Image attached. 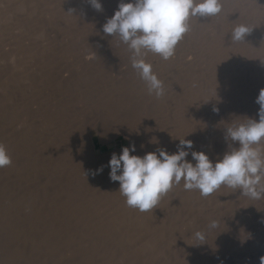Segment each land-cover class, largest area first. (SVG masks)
Instances as JSON below:
<instances>
[{
	"label": "rangeland",
	"instance_id": "374dc122",
	"mask_svg": "<svg viewBox=\"0 0 264 264\" xmlns=\"http://www.w3.org/2000/svg\"><path fill=\"white\" fill-rule=\"evenodd\" d=\"M5 1L6 0H4V2ZM0 3L2 4V5H0L1 6L0 8H2V10L7 7V5L5 3H3L2 0H0ZM221 4H222V2H221ZM223 4H224V6H222V10H224V8H225L224 11L226 12V10H227L228 11L227 13L229 15L230 10H228V9H229L230 5L226 3V5L228 6V7H226L225 3H223ZM4 6H6V7H4ZM221 13H222V11L219 14H221ZM248 17H249V14H248ZM217 18H218V16H217ZM216 24L219 25V23H215V25ZM228 27L231 29H229ZM227 28H228V30H231V31L233 30L232 25H230V24L227 26ZM8 32H9V30H8ZM8 32L7 33L5 32L8 35H6L5 33L4 34L6 36L3 35V36H5V38L3 36L0 37V39H1L0 40V47H2L4 44H7V45L3 46L2 48H0V50L2 49V52H0V54H1L0 55V67H2L0 69V74H1V76L3 75V77H2L3 80H2V78H0L1 83L3 84L1 86L3 89L0 88L1 89L0 92L5 94L6 92L9 91L8 93L10 96H8V93L5 95H2L3 99L6 98V100H3L1 98L2 93H0V98H1L0 104L1 103H2L1 105L5 104L3 106V108H4L3 115H1L3 121L6 120L7 117L9 120H6L3 122L1 119V116H0V121H1L0 126H3L0 128L4 129V130L0 129V131H2V133H3V131H5L4 132L5 134L4 133L2 134L1 132L0 133L2 135V138L4 136H6V137H4L5 139H3V140L6 142L5 147L8 151V154H10L12 163H11V165H9L7 167L2 168V169H6V170L0 169V170H2V171H0V174H2V172L5 174V176L0 175V179H2V181H0L1 182L0 183L1 184L0 185V188H1L0 189V211H1L0 212V264H36V263L39 264L41 261L42 262H46V261L47 262H52V261L53 262H57V261L59 262L60 260H58V259L62 260L64 258V257H61V256H63V255H61V254H63V252L64 253H66L67 251L69 252V249L71 250L72 247H75V248H72L73 250L77 249V248H81L85 244L83 243V246H82V244H81L82 242L78 241V240H74V241H65L64 240L66 243L64 242V244H61V243H63V241H62L63 238L59 237L58 239L54 240V241H56L55 244L57 243L56 246L53 244L54 241L51 244L52 246L58 247L59 249H57V248L52 249V246L49 247L50 246L49 244H47V246L44 245L46 249L48 248L50 250V248H51L50 251H52L51 253L53 255L51 253L48 254L49 250H45L46 251L45 253H47V254H45L44 256H42V255L39 256V254L37 252L39 249V246H40L39 244H41L40 242H38L40 240V238L38 237L39 236L38 233H40L39 231H47L48 229L49 230H54V229L55 230H66V229H69L70 231H73V230L77 231L78 229H80L79 232H81V231L89 232L92 229L94 230V227H96V228L102 227L103 229L107 228V230H109L112 227V226L110 227V225L113 223V221L115 222V224L118 225V228L120 227L121 229H124L126 227V229H128L127 228V227H129L128 223L130 222V224H132L131 223L132 220H129V222L127 220L135 217L134 215H137V213L138 214L141 213L139 210L135 211L136 209L132 208V210L134 212H136V214H134V212H132V210L130 208H127L128 206H126V207L123 206L124 204H126V202L124 200L125 197L121 193H119L117 196L112 197V199L114 198V200H115V202H114V200L112 202H114L115 204L114 203L112 204L109 200L104 201V200H106L105 198H107V193H108V195H109V193H111L110 189H111L112 183H114V182H112L110 180V178L108 176L109 174L105 172V170H107V172H108L107 165H105V167L103 168L102 176L100 174H99V176H98V174L97 175L93 174L96 172V169H98L102 165L101 163H100V165L97 163H94L96 161L93 162V159H95L96 156L103 155L104 152L110 153L115 148H122L124 146H128L132 142L133 143L135 142L134 143L135 146H136V144L138 145L136 147V152L133 153V154L137 155V154H139V150L141 151L142 149H144L148 145H152L151 142L155 141L152 137H156V136L158 138H160V137L162 138L165 135H167L166 139L170 140L169 138H170V135L172 133V136H179V139H181L182 136H183L182 137L183 139H188L189 138L188 131L181 128L178 124L184 122L183 117L181 118L180 115L183 114L182 112L187 110V108L189 107V103H191L192 101L190 98L189 99L185 98V95L182 96L184 93H181V92H183V91L188 92L189 89H193V88H195L196 85H199L201 83L200 79L203 76V74L201 72H204L205 70H201V69H203V67L198 66L199 61L197 60V58H195L197 62L194 61L195 60L194 57L192 55H190V53H188L189 50L187 47L185 48V46L184 47L182 46V47L187 49V50L183 49L180 46L175 47L174 55L167 60L162 59L157 54H153V53L149 52L151 54L148 53L146 55V57H145L146 61L150 62L152 64L153 71L158 75V78L160 80H162L163 83H165L164 84L165 95L159 99L158 98L156 99V97L154 95L148 94L146 83L140 78L139 74L136 73L137 71L132 67V65H131L132 51L129 50V48H127V47H126L127 49H124L126 52L122 49H121L122 51H119L120 50V44H117L119 47L117 45H114V47L115 46L118 47L116 49V47L114 48L113 46L108 45L109 44L108 41H105L108 43L107 44L108 46L106 44H105L106 46L104 45L105 42L103 43L104 48L103 47L102 48L105 49L103 52L101 50H98V51H101L99 53H96L97 51L96 52L93 51L94 53L91 52V53H89V55L87 53H85V54L79 53L80 55L83 54L82 56H79V54L76 53L77 55L73 54L74 56L70 55V57L63 56L60 53L59 54L53 53L52 55L47 54V55H43L44 57H41V56L36 57L35 59L38 58L37 60H30L29 63L27 62L28 64H23V66H22L23 70L22 69L20 70L21 67H19V68L14 67L15 61L11 56H9L12 52L10 47L15 46V45H13V43H11L12 46L9 45L10 42L12 41L10 39L15 35V32H14V34L11 33L10 36H9ZM10 32H12V31H10ZM231 33L232 32H230V34ZM2 38H3V40H2ZM3 49L6 52H4ZM110 49H112V50H110ZM232 50H234V51H232V53L235 52L233 54L235 56L237 53L235 51V48H233ZM179 51H181V52H179ZM126 53H127V55H129L131 57L127 56ZM178 53L183 54V56H181V55L179 56ZM49 55H50V57H49ZM232 56H230L228 59L230 60L231 58H234V56L233 57ZM2 57L3 58L5 57V59H3ZM45 57L48 58V61L45 59ZM88 57H90V59ZM128 57H129V59H128ZM185 57H187V58H185ZM63 58H64V60H63ZM40 59H43V61H45V60L46 61L41 63ZM92 59H94L95 61H93ZM189 59H191V60H189ZM61 60H63V61H61ZM75 60H77V61H75ZM35 61H37V62H35ZM51 61H53V62H51ZM113 61H116V62L114 63ZM97 62H99V64ZM35 63H37V64H35ZM86 63H88V64H86ZM173 63H174V65H173ZM97 64H98V66H97ZM196 65L199 68L196 67ZM216 65H217V63H216ZM9 68H11L13 70L16 69V70L15 71H12L11 69L8 70ZM214 69L218 73L217 67L214 66L213 71H214ZM200 70H201V72H199ZM8 71H10V73ZM180 73H181V75H180ZM195 73L196 74L198 73L199 75L195 76V78H192L191 76L196 75ZM217 73H215L216 74V76H215L214 72H212V75L214 76V78L217 77V75H218ZM20 74H22V77ZM177 74H179L180 76ZM18 75H20V76H18ZM219 75H218V77H219ZM12 77H13V79H14V77L16 79L12 80L11 79ZM32 77H33L34 81H33ZM88 77H89V79H88ZM198 77L200 79H197ZM4 78L6 79V81H4ZM222 79H224V76H222ZM7 80H8V82H7ZM10 80H12V81H10ZM19 80H21V81H19ZM78 80L81 81V83ZM83 80L87 81V82L85 83ZM217 80H219V78H217ZM17 81H19L21 84H19V83H17L18 85L15 84ZM32 81H33V83H32ZM69 82H71V83H69ZM1 83H0V85H1ZM7 83L9 84V86ZM72 83H74V84H72ZM5 84H6L7 88L4 86ZM71 84H72V86H71ZM190 85H193V86H190ZM186 90H188V91H186ZM217 90L220 91V89H217ZM216 91H215V93H216ZM219 91L217 92L218 96L221 93ZM106 93L108 94V97H107ZM217 93H216V95H217ZM4 96H6V97L4 98ZM114 98H115V100H114ZM60 99H61V101H60ZM62 100H63V102H62ZM192 100H193V98H192ZM170 101H173V102H170ZM70 102H72V103H70ZM108 102H109V104H108ZM9 103H11V104H9ZM79 104H80V106H79ZM158 104H160V106L162 105V107H160ZM186 104H188L187 107L185 106ZM109 106L112 107V109H110ZM128 106H129V108H128ZM182 107L185 109H183ZM106 108L108 110V113H107ZM177 108H179V109H177ZM57 109H58V111H57ZM99 109H100V111H99ZM117 110H118V112H117ZM128 110H130V112ZM257 110H259V109H257ZM157 111H158V113H157ZM4 112H5V114H4ZM7 112H8V115H7ZM80 112H82V113H80ZM97 112H98V114H97ZM110 112H111V115L114 114L113 115L114 117L109 115ZM136 112L138 113V115H135V114H137ZM116 113H117V116L115 115ZM99 114L102 115L103 118H101L102 116H99ZM140 114H141V116L142 115L143 116L139 119ZM144 114H146V115H144ZM43 115L45 117H47V116L48 117L45 118ZM81 115H83V116H81ZM93 115H95V116H93ZM106 115H108V116L106 117ZM123 115H124L125 119L122 118ZM74 116L77 118H75ZM115 116L118 118L117 120H116ZM137 116H139V117H137ZM144 116L147 117V118L145 117L146 121H142V118ZM178 116H180V117H178ZM82 117L84 119H82ZM93 117H95V119ZM131 117H132V120H129V118L131 119ZM135 117H137V119ZM17 118H18V121L15 120ZM119 118H120V121L121 120L122 121L125 120V121H123V122L121 121L122 122L121 123L119 121ZM145 118H143V120H145ZM178 118H179V120H178ZM112 119L115 121H113ZM78 120H79V122H76ZM83 120H85V121H83ZM181 120H183V121H181ZM185 120H187V122H188V118H186ZM98 121L101 123L102 130H104L106 128L114 129L115 124L117 126V123L119 124V122H120L121 123L120 125L124 128L126 127L125 129H127V131L129 129L131 130V132H129L130 130L128 131V134H131L133 137H135V138L137 137V138L134 139L130 135L133 138V141H131L130 136L128 134H126L127 131L125 133L118 134L114 140H109L106 142H105V140L104 141L102 140V137L100 135L95 136L96 149H93L91 147H89V148L86 147L88 149H86L85 152L87 151L88 152L87 154L90 155V157L87 156V158L85 159L84 157H86V155L85 154H84L85 156H83V154L81 155V152H83L84 149H83V151H81L80 148L82 149V147H79L77 142H74V140L77 138V136L79 137V133L84 134V132H82L83 130L85 131V134L80 135V137L85 136L87 134L86 129L92 127L93 125L97 126L98 124H100V123H98ZM52 122H53V124H52ZM104 122H105V124H104L105 126H103ZM159 122H161V123H159ZM167 122H168V125L166 124ZM109 123H113L112 126ZM164 123H165V125H164ZM43 124H44V126H43ZM130 124H132V125H130ZM136 124L138 126H136ZM147 124H149V125H147ZM175 124L178 125L177 129L176 128L172 129L173 127L169 129V127H171L172 125L175 126ZM6 126H7V128H6ZM64 126H65V128H64ZM101 126H100V128H101ZM160 126L164 127V129H165L164 131L168 130V132H166L165 135L162 131L163 128H161ZM165 126H168V129H166L167 127L165 128ZM71 127H75V128L71 129ZM159 129H160V131H159ZM108 130L106 129V130H104V132L106 134H108V132H109ZM146 131H148V132L146 133ZM157 131H159L160 134ZM161 132L163 135H161ZM169 132H170V134H167ZM18 134H19V136H18ZM71 134H72V136H71ZM143 134H144V137H142ZM147 138H149V139H147ZM61 139H63V140H61ZM68 139L69 140L71 139L72 141L71 140L69 141ZM150 139L154 140V141H151ZM155 139H157V138H155ZM166 139H164V140H166ZM140 140H141V142H139ZM148 140H150V142H149L150 144L145 143V141L148 142ZM158 140H160V139H158ZM12 141L13 142L15 141L16 143H13ZM178 141H180V140H178ZM65 143H66V145H65ZM74 143H75V145H74ZM170 143L173 145L178 144L177 141H175V143L174 142H170ZM66 148H67V150H65ZM52 151H54V152H52ZM71 155H73V156H71ZM93 155H95V156H93ZM91 156L94 158H92ZM90 158H92V159H90ZM86 160H87L88 164H86ZM191 160H193V159H190V161ZM16 161H17V163H16ZM192 162L194 163V160ZM15 164H17L19 166L15 167ZM70 167L73 169H71ZM9 170H11V171H9ZM92 170H94V171H92ZM57 171H59V172H57ZM23 172H25V173H23ZM87 172L89 174H93L92 177L97 176L99 178L98 181L99 180L100 181L98 182L96 179L94 180V177H93V179L87 178V179H85L86 181L84 180L85 182L82 181L83 183L82 182L80 183V180H82V179H80L81 176L82 175L87 176V174H86ZM89 174H88V176H89ZM15 176L17 177V179ZM2 177H4V178H2ZM6 177L9 180L8 179L6 180ZM89 177H91V175ZM105 178H107V179H105ZM89 180H90V182H89ZM108 180H110V182H108ZM6 181H7V183H6ZM20 181H22V182H20ZM107 184H109V186ZM28 186H29V188H28ZM77 186H79V189L76 188ZM75 188H76V190H74ZM108 188H109V190H108ZM118 188L119 187H117V189ZM71 191H72V193H71ZM77 191H79V192L77 193ZM118 191H119V189H118ZM196 191L197 190H193V191L192 190H186L185 191V189L183 187V181L181 182V184H179L177 189L175 188V190H174L173 188H171L167 194H165L161 197L160 201L162 200L161 201L162 203L159 201L158 203L160 205L158 204L159 206L155 207L156 210L154 209L151 212L155 218L145 219L147 221L146 223H148V226L146 225V226H143L142 228L143 229H148V228L151 229L153 225H155V227L153 226V228H157V225H160L159 218L161 217V219H162L164 216L163 219H165V215L166 216L169 215L168 216L169 219L166 218V220H164V221H166L167 225L169 223L172 225L171 229H169V230H174V229L175 230L176 229H178V230L182 229L183 230L185 228L189 229L190 226H189V221L187 220V218L195 215L197 213V210H198V204L196 205V202H195L196 199L195 198H197L196 196H198L199 191H197V192ZM29 192H31V194ZM100 192H102V193H100ZM177 192H178V194H177ZM183 192H185V193L183 194ZM187 192H188V194L189 193L190 194L188 195ZM101 194H102V196H101ZM72 196H74V198ZM11 199L12 200L15 199V200L12 201ZM184 201H188V202H184ZM88 202H90V203H88ZM93 202H95V203H93ZM163 202H164V204H163ZM192 202H193L194 209L191 206ZM207 202L209 203L210 201L206 200V205H208ZM117 203H119V204H117ZM185 203H187V206ZM247 203H245L243 207L242 206H238V208L235 207L234 213L229 214V215L226 214L227 217H225V220H227L229 227L227 226V228H224L226 231L224 229H222L221 227H219L221 229V230H219L221 232V234L218 231L220 236L217 233V230H212L211 231L212 233L210 234L211 236H209L207 238L209 243L206 240V244L209 245L206 247L207 250L206 249L204 250L205 253H201V254L197 253L196 254L198 256L199 255L202 256L205 254V256H207L209 258L215 257L216 262H189V263L184 262V263H186V264H261V262H260L261 258L264 257V198H260V199H253V198L250 199L249 198V201H247ZM83 205H85V207L87 206V208L94 205L93 206L94 208H98V209L101 208L102 210H101V212H99L100 211V209H99V211H98L99 213L97 214V217L92 218L93 219L92 220L90 218L91 216H89V218H87V215H89L87 213H89L92 210V208L90 207L89 209H91V210L88 211L89 209L84 208ZM167 205L169 206V208ZM253 206H255V207H253ZM102 207H104V208H102ZM121 208H124L123 209L124 211L123 210L121 211ZM125 208L130 209V211H128V210L126 211ZM112 210H114V211H112ZM125 213H127V214H125ZM3 214H4V216H3ZM58 214H60V215H58ZM103 214H105V215H103ZM120 215L122 217L124 215H126V217H123L126 219H121ZM129 215L130 216L133 215V217H130ZM179 215L180 216L182 215L181 217H183V215H184V217H187V216L188 217L186 219H184V218L175 219L176 216L180 217ZM237 216H239V218H241L242 220L240 219L241 220L240 221L237 218ZM85 217L87 218V220ZM113 217L115 218L116 221L113 219ZM117 218H119V219L117 220ZM58 219H59V221H58ZM182 219H184V220H182ZM228 219H229V221H228ZM148 221H150V222H148ZM185 221H187V222H185ZM229 222H230V224H229ZM121 223L124 225H121ZM149 223H152V225L150 224L151 226H149ZM77 224H79V225H77ZM101 224H104V226L103 225L101 226ZM61 226H62V228H61ZM86 226H87V228H86ZM144 227H148V228H144ZM246 228H247V230H246ZM243 229H244V232L242 231ZM86 230H89V231H86ZM215 231H216V233H213ZM37 238H39V239H37ZM61 238H62V240H59ZM242 239H243V241H242ZM58 240H59V244H61L60 247H59V244L57 242ZM60 241H62V242H60ZM96 242H95L96 244L99 243V241H97V240H96ZM242 242H244V243H242ZM102 243L107 244L108 242H102ZM36 244H38V246H36ZM68 244L70 245L69 248H65V247H68ZM76 244H77V247H76ZM78 244L81 246L78 247ZM106 244H104V245H106ZM159 244H161V243H159ZM62 245H64L63 250H62ZM71 245H73V246H71ZM107 245H111V244L108 243ZM163 245H166V244H163ZM163 245H162V247H163ZM42 246H43V244H42ZM87 247H91V245L86 244L83 248H87ZM181 248H183V247H181V246L176 247V249L179 252L182 250ZM66 249H67V251H66ZM54 252L59 253L58 259H56L58 257L57 253H54ZM60 252H61V254H60ZM70 252H72V250ZM91 252H93V254L95 253L94 255L90 253L91 256L94 257L96 255L95 256L96 258L95 257L91 258L90 254L88 257H90L93 261H96L97 260L96 252H94V251H91ZM16 253H18V254L16 255ZM12 254H13V257L11 256ZM7 255H8V257H7ZM33 258L35 259V261ZM41 258H43V259L40 260ZM262 259H264V258H262ZM73 262H75V261H73ZM168 263L169 264H184L183 262H168Z\"/></svg>",
	"mask_w": 264,
	"mask_h": 264
},
{
	"label": "bare ground",
	"instance_id": "6f19581e",
	"mask_svg": "<svg viewBox=\"0 0 264 264\" xmlns=\"http://www.w3.org/2000/svg\"><path fill=\"white\" fill-rule=\"evenodd\" d=\"M3 3H5L7 5L4 6L6 7L5 9L2 10V8H0V37H2L3 35H5L8 30H9V36L10 34H14L15 35L10 39L12 40L10 42L9 45L12 46L11 43H13V45H15L13 48H11V54L9 56H11L14 61H15V68H20V70L23 68V64H28L30 62V60H37L35 59L38 56L44 57L43 55H47V54H62L63 56H67L70 57V55L72 56L73 54L77 55V54H85L87 53L89 55V53L93 52V51H97L96 53L99 52H103L105 49H103V43L105 41H108L109 44L107 42L104 43V45L108 44L114 47V45L120 44V50L122 51L124 49H127L128 46L126 44H124L120 38L118 36H111V35H106L103 33L102 30V26L104 25V23H106V20L110 17H112L114 15V12L117 10L118 8V4L121 2V0H100L101 4H102V11H97L95 10L89 3V0H6L4 2V0H2ZM124 2H129V0H124ZM220 2L229 4V9L230 10V14L228 15V11L226 10V12L224 10H222L221 14H217V16H212V17H207V18H198V17H191L188 21V31L183 35L182 39L178 42L177 46L180 47H187L188 48V53H190V55H192L195 58H197V60L199 61V65L200 67H203V69L201 70H205L204 72H201V70L199 72H201L203 74V78L201 77V79L198 77L197 79L201 80V83L199 85H196L195 88L193 89H189L186 90L188 92H181L184 93L182 96L185 95V98H190L191 99V103H189V107L187 108V110H185L184 112H182L183 114L180 115L181 118L183 117L184 122L178 124L181 128L185 129L188 131L189 133V138L187 140H191L193 142V148L191 150H189V153H191V151H203L205 152L209 158L215 162L217 159L222 158L223 154L229 150L228 145L231 144L233 147H239L238 143H233L231 140H225V135H226V131L227 128L229 127H234L236 125H239L241 123H247L248 122V118H252L255 120H259V116H258V110L259 109V105L255 102L257 96L259 95V91L264 88V0H220ZM2 3V2H1ZM0 3V5H2ZM221 4V5H222ZM224 6V4L222 5ZM1 7V6H0ZM226 7H228L226 5ZM246 7V8H245ZM246 9V10H245ZM249 14V17H248ZM220 16V17H219ZM216 21V22H215ZM215 23H219L215 25ZM232 25V28L234 29L237 25L240 24H244L246 25L251 32L246 34L244 40L241 41H233L231 39V34L230 32H232L231 30H228L227 26L228 25ZM217 28H216V27ZM231 29V28H229ZM12 31V32H10ZM230 31V32H229ZM6 32V33H5ZM5 33V34H4ZM8 35V34H6ZM5 35V36H6ZM5 36H3L5 38ZM9 39V38H8ZM1 40V39H0ZM3 40V38H2ZM14 40V41H13ZM2 42V41H1ZM7 44H4L3 46H5ZM105 45V46H106ZM107 45V46H108ZM2 46V47H3ZM118 46V45H117ZM116 47V49L119 47ZM0 47V48H2ZM103 47V48H102ZM114 47V48H115ZM127 47V48H126ZM182 47V48H183ZM183 48V49H185ZM233 48H235V51L237 52L236 55L234 56L233 54L235 52L232 53ZM5 49V48H4ZM3 49V51H4ZM8 49V48H7ZM103 49V50H102ZM107 49V48H106ZM115 49V50H116ZM122 49V50H121ZM101 50V51H98ZM112 50V49H110ZM130 50V49H129ZM187 50V49H185ZM125 51V50H124ZM123 51V52H124ZM0 52H2V49L0 50ZM6 52V51H4ZM112 52V51H111ZM126 52V51H125ZM181 52V51H179ZM187 52V51H186ZM77 53V54H76ZM94 53V52H93ZM79 56H82L80 55ZM120 54V53H119ZM122 54V53H121ZM151 54V53H149ZM179 54V53H178ZM231 54V55H230ZM1 55V54H0ZM5 55V54H4ZM61 55V56H62ZM98 55V54H97ZM127 55V53H126ZM183 56V54H179V56ZM234 56V58H231L230 60L228 59L230 56ZM7 56V55H6ZM8 56V57H9ZM59 56V55H58ZM60 56V57H61ZM62 56V57H63ZM74 56V55H73ZM115 56V55H114ZM119 56V55H118ZM123 56V55H122ZM129 56V55H127ZM178 56V55H177ZM232 56V57H233ZM10 57V58H11ZM50 57V55H49ZM54 57V56H53ZM85 57V56H84ZM93 57V56H92ZM131 57V56H129ZM128 57V59H129ZM3 58V57H2ZM9 58V59H10ZM75 58V57H74ZM90 59V57H88ZM98 58V57H97ZM106 58V57H105ZM120 58V57H119ZM126 58V57H125ZM187 58V57H185ZM5 59V57L3 58ZM45 59L48 61V58L45 57ZM61 59V58H60ZM83 59V58H82ZM87 59V58H86ZM193 59V58H192ZM193 59V60H194ZM28 60V61H27ZM45 60V61H46ZM51 60V59H50ZM53 60V59H52ZM59 60V59H58ZM64 60V58H63ZM61 60V61H63ZM69 60V59H68ZM93 61H95L94 59H92ZM99 60V59H98ZM108 60V59H107ZM150 60V59H149ZM191 60V59H189ZM41 63L45 62L43 61V59H40ZM77 61V60H75ZM104 61V60H103ZM196 61V59L194 60ZM26 62V63H25ZM28 62V63H27ZM37 62V61H35ZM53 62V61H51ZM55 62V61H54ZM87 62V61H86ZM108 62V61H107ZM114 63L116 61H113ZM175 62V61H174ZM197 62V61H196ZM34 63V62H33ZM62 63V62H61ZM99 64V62H97ZM104 63V62H103ZM159 63V62H158ZM190 63V62H189ZM217 63V65H216ZM37 64V63H35ZM39 64V63H38ZM55 64V63H54ZM88 64V63H86ZM97 64V66H98ZM109 64V63H108ZM176 64V63H175ZM198 64V63H197ZM32 65V64H31ZM41 65V64H40ZM44 65V64H43ZM102 65V64H101ZM111 65V64H110ZM174 65V63H173ZM48 66V65H47ZM92 66V65H91ZM90 66V67H91ZM100 66V65H99ZM103 66V65H102ZM190 66V65H189ZM196 65V67H198ZM217 67L218 69V73L216 72V70L213 68ZM6 67V66H5ZM38 67V66H37ZM42 67V66H41ZM2 67H0L1 69ZM75 68V67H74ZM180 68V67H179ZM183 68V67H182ZM199 68V67H198ZM11 68H9L8 70H10ZM116 69V68H115ZM6 70V69H5ZM12 71H15L13 69H11ZM19 70V69H18ZM23 70V69H22ZM70 70V69H69ZM121 70V69H120ZM194 71V70H193ZM10 73V71H8ZM20 72V71H19ZM179 72V71H178ZM197 72V71H196ZM212 72H214V75L216 76L215 73H217L219 75H217L216 78H214V76L212 75ZM220 72V73H219ZM13 73V72H12ZM100 73V72H99ZM137 73V72H136ZM177 73V72H176ZM6 74V73H5ZM4 74V75H5ZM24 74V73H23ZM121 74V73H120ZM196 74V73H195ZM10 75V74H9ZM8 75V76H9ZM22 77V74H20ZM18 75V76H20ZM107 75V74H106ZM179 75V74H177ZM181 75V73H180ZM179 75V76H180ZM199 74L197 73L194 76H191L192 78H195V76H198ZM11 76V75H10ZM100 76V75H99ZM222 76H224V79H222ZM3 75L1 76L0 74V78H2ZM5 77V76H4ZM17 77V76H16ZM110 77V76H109ZM108 77V78H109ZM6 78V77H5ZM4 78V81H6V79ZM111 78V77H110ZM191 78V79H192ZM217 78H219V80H217ZM8 79V78H7ZM10 79V78H9ZM12 80L16 79L14 77L11 78ZM20 79V78H19ZM33 79V77H32ZM86 79V78H85ZM89 79V77H88ZM120 79V78H119ZM3 80V78H2ZM10 80V81H12ZM26 80V79H25ZM116 80V79H115ZM123 80V79H122ZM217 80V81H216ZM21 81V80H19ZM19 81H17L15 84L19 83L21 84ZM34 81V79H33ZM32 81V83H33ZM72 81V80H71ZM77 81V80H76ZM79 81V80H78ZM84 81V80H83ZM165 81V80H164ZM8 82V80H7ZM81 83V81H79ZM85 83L87 81H84ZM89 82V81H88ZM106 82V81H105ZM181 82V81H180ZM1 83V80H0ZM71 83V82H69ZM111 83V82H110ZM119 83V82H118ZM8 84V83H7ZM74 84V83H72ZM71 84V86H72ZM165 84V83H164ZM167 84V83H166ZM3 84L1 83L0 88L3 89L1 86ZM18 85V84H17ZM81 85V84H80ZM83 85V84H82ZM6 88V84L4 85ZM9 86V84H8ZM29 86V85H28ZM189 86V85H188ZM187 86V87H188ZM193 86V85H190ZM4 87V88H5ZM11 87V86H10ZM23 87V86H22ZM75 87V86H74ZM77 87V86H76ZM24 88V87H23ZM0 89V91H1ZM18 89V88H17ZM75 89V88H74ZM94 89V88H93ZM217 89H220L217 90ZM5 90V89H4ZM12 90V89H11ZM15 90V89H14ZM67 90V89H66ZM136 90V89H135ZM217 90V91H216ZM219 91L221 92L218 96V93L216 95V93ZM9 92V91H8ZM8 92H6L5 94H7ZM18 92V91H17ZM50 92V91H49ZM69 92V91H68ZM76 92V91H75ZM80 92V91H79ZM107 92V91H106ZM2 93V92H0ZM16 93V92H15ZM5 94H1V98L3 97L2 95ZM107 94V93H106ZM7 96V95H6ZM4 96V98L6 97ZM8 96L9 93H8ZM7 96V97H8ZM83 96V95H82ZM89 96V95H88ZM79 97V96H78ZM94 97V96H93ZM108 97V94H107ZM173 97V96H172ZM0 98V99H1ZM177 98V97H176ZM193 98V100H192ZM3 99V98H2ZM59 99V98H58ZM103 99V98H102ZM105 99V98H104ZM157 99V98H156ZM184 99V98H183ZM3 100H6L3 99ZM113 100V99H112ZM115 100V98H114ZM57 101V100H56ZM61 101V99H60ZM71 101V100H70ZM79 101V100H78ZM63 102V100H62ZM82 102V101H81ZM173 102V101H170ZM177 102V101H176ZM5 103V102H4ZM72 103V102H70ZM84 103V102H83ZM111 103V102H110ZM161 103V102H160ZM2 104V103H1ZM0 104V116L3 115V111L4 108L3 106L5 105H1ZM8 104V103H7ZM6 104V105H7ZM11 104V103H9ZM68 104V103H67ZM94 104V103H93ZM109 104V102H108ZM114 104V103H113ZM136 104V103H135ZM164 104V103H163ZM13 105V104H12ZM87 105V104H86ZM111 105V104H110ZM133 105V104H132ZM142 105V104H141ZM160 106V104H158ZM188 104H186L185 106L187 107ZM30 106V105H29ZM80 106V104H79ZM146 106V105H145ZM155 106V105H154ZM165 106V105H164ZM163 106V107H164ZM85 107V106H84ZM102 107V106H101ZM100 107V108H101ZM162 107V105L160 106ZM168 107V106H167ZM45 108V107H44ZM110 109H112V107L109 106ZM108 108V109H109ZM129 108V106H128ZM131 108V107H130ZM135 108V107H134ZM137 108V107H136ZM148 108V107H147ZM159 108V107H158ZM166 108V107H165ZM169 108V107H168ZM176 108V107H175ZM183 108V107H182ZM9 109V108H8ZM17 109V108H16ZM116 109V108H115ZM138 109V108H137ZM136 109V110H137ZM140 109V108H139ZM162 109V108H161ZM179 109V108H177ZM185 109V108H183ZM12 110V109H11ZM51 110V109H50ZM74 110V109H73ZM107 110V108H106ZM159 110V109H158ZM182 110V109H181ZM15 111V110H14ZM22 111V110H21ZM41 111V110H40ZM39 111V112H40ZM44 111V110H43ZM58 111V109H57ZM82 111V110H81ZM100 111V109H99ZM127 111V110H126ZM130 112V110H128ZM139 111V110H138ZM162 111V110H161ZM176 111V110H175ZM74 112V111H73ZM93 112V111H92ZM112 112V111H111ZM111 112L109 113V115H111ZM114 112V111H113ZM118 112V110H117ZM120 112V111H119ZM132 112V111H131ZM171 112V111H170ZM169 112V113H170ZM18 113V112H17ZM60 113V112H59ZM64 113V112H63ZM68 113V112H67ZM82 113V112H80ZM96 113V112H95ZM108 113V110H107ZM137 113V112H136ZM158 113V111H157ZM162 113V112H161ZM5 114V112H4ZM15 114V113H14ZM13 114V115H14ZM47 114V113H46ZM69 114V113H68ZM98 114V112H97ZM131 114V113H130ZM134 114V113H133ZM132 114V115H133ZM8 115V112H7ZM11 115V114H10ZM55 115V114H54ZM59 115V114H58ZM65 115V114H64ZM75 115V114H74ZM114 114H112L111 116H113ZM117 116V113L115 114ZM126 115V114H125ZM129 115V114H128ZM135 115H138L135 114ZM146 115V114H144ZM151 115V114H150ZM12 116V115H11ZM15 116V115H14ZM21 116V115H20ZM42 116V115H41ZM44 116V115H43ZM60 116V115H59ZM72 116V115H71ZM83 116V115H81ZM95 116V115H93ZM99 116H102L99 114ZM105 116V115H104ZM108 115H106L107 117ZM115 116L116 120L118 119ZM143 116V115H142ZM140 114L139 119L142 117ZM178 116V117H180ZM45 117V116H44ZM48 117V116H47ZM45 117V118H47ZM61 117V116H60ZM75 117V116H74ZM110 117V116H109ZM114 117V116H113ZM112 117V118H113ZM137 117H135L137 119ZM146 116H144L143 118H145ZM154 117V116H153ZM174 117V116H173ZM177 117V116H176ZM77 118V117H75ZM74 118V119H75ZM95 119V117H93ZM103 118V116L101 117ZM114 118V119H115ZM124 115H123V117ZM142 121H146L145 120ZM186 118H188V122L187 120H185ZM2 119V116H1ZM65 119V118H64ZM79 119V118H78ZM82 119H84L82 117ZM110 119V118H109ZM108 119V120H109ZM149 119V118H148ZM177 119V118H176ZM6 120H9L8 117ZM4 120V121H6ZM18 121V118L15 119ZM73 120V119H72ZM77 120V119H76ZM113 120V119H112ZM111 120V121H112ZM129 120H132L129 118ZM179 120V118H178ZM181 120V121H183ZM3 121V119H2ZM3 121V122H4ZM45 121V120H44ZM65 121V120H64ZM85 121V120H83ZM101 121V120H100ZM103 121V120H102ZM110 121V122H111ZM115 121V120H113ZM112 121V122H113ZM120 121V118H119ZM122 121V120H121ZM120 121V122H121ZM125 121V120H123ZM122 121V122H123ZM128 121V120H127ZM126 121V122H127ZM54 122V121H53ZM52 122V124H53ZM76 122H79L76 121ZM97 122V121H96ZM117 123V126L115 124V128L114 129H109L106 128L109 132L108 134H106L104 132V130H102V126L101 123L98 121L97 126H92L90 128L86 129V135L80 137V135H84L85 131L83 130L82 132H84V134H80L79 133V137L77 136V138L74 140V142H77L79 147H82V149L80 148L81 151V155L83 154V156L86 155V157H84L85 159L87 158V156L90 157V155H88L87 151L85 152L86 149H88L89 147L96 149V142H95V136L100 135L102 137V140L105 142L109 141V140H114L115 137L120 134V133H125L127 131V129H125L124 127H122L120 124ZM133 122V121H132ZM164 122V121H163ZM177 122V121H176ZM1 123V121H0ZM7 123V122H6ZM9 123V122H8ZM59 123V122H58ZM62 123V122H61ZM83 123V122H82ZM87 123V122H86ZM115 123V122H114ZM143 123V122H142ZM147 123V122H146ZM161 123V122H159ZM173 123V122H172ZM13 124V123H12ZM49 124V123H48ZM85 124V123H84ZM105 122L103 123V126ZM111 126L113 123H109ZM128 124V123H127ZM141 124V123H140ZM168 125V122L166 123ZM15 125V124H14ZM108 125V124H107ZM119 125V126H118ZM132 125V124H130ZM149 125V124H147ZM165 125V123H164ZM163 125V126H164ZM175 124L172 125L170 128L172 129H177V126ZM11 126V125H10ZM44 126V124H43ZM85 126V125H84ZM90 126V125H89ZM101 126V128H100ZM136 126H138L136 124ZM140 126V125H139ZM3 127V126H0ZM20 127V126H19ZM57 127V126H56ZM128 127V126H127ZM161 127V126H160ZM167 127V128H166ZM7 128V126H6ZM65 128V126H64ZM75 127H71V129H73ZM79 128V127H78ZM158 128V127H157ZM163 128V133L165 135L167 131H164V127ZM166 129H168V126H165ZM3 129V128H0ZM18 129V128H17ZM52 129V128H51ZM54 129V128H53ZM135 129V128H134ZM149 129V128H148ZM147 129V130H148ZM4 130V129H3ZM55 130V129H54ZM70 130V129H69ZM130 130V129H129ZM128 130V131H129ZM138 130V129H137ZM142 130V129H141ZM146 130V129H145ZM79 131V130H78ZM112 131V132H111ZM124 131V132H123ZM128 131L126 132V134H128ZM160 131V129H159ZM157 131L159 134L160 132ZM170 131V130H169ZM2 133V131H0ZM5 131H3L4 133ZM80 132V131H79ZM107 132V131H106ZM111 132V133H110ZM131 132V130L129 131ZM148 131H146L147 133ZM156 132V133H157ZM179 132V131H178ZM0 133V144H3L5 146V141L3 139H5L4 136L2 138V135ZM2 133V134H3ZM65 133V132H64ZM5 134V133H4ZM70 134V133H69ZM142 134V133H141ZM154 134V133H153ZM167 134H170L167 133ZM178 134V133H177ZM182 134V133H181ZM186 134V133H185ZM62 135V134H61ZM77 135V134H76ZM129 136L131 134H128ZM140 135V134H139ZM138 135V136H139ZM146 135V134H145ZM151 135V134H150ZM161 135L162 132H161ZM160 135V136H161ZM187 135V134H186ZM19 136V134H18ZM68 136V135H67ZM72 136V134H71ZM99 136V137H100ZM132 136V135H131ZM130 136V140L133 141V138L136 139L135 137H131ZM136 136V135H135ZM147 136V135H146ZM159 136V135H158ZM15 137V136H14ZM42 137V136H41ZM74 137V136H73ZM144 137V134L143 136ZM183 137V136H182ZM181 137V139H179V136H172V133L170 135V140H167V135H165L164 137H160L158 138L156 137H152L154 140V142H151L152 145H148L147 147H145L144 149H142L141 151L139 150V156H143L146 152H153V151H158V149L160 148H165L167 149V151L171 154V153H175L177 151V145L179 144L178 140H182L183 138ZM188 137V136H187ZM72 138V137H71ZM157 138V139H155ZM65 139V138H64ZM139 139V138H138ZM144 139V138H143ZM149 139V138H147ZM160 139V140H158ZM166 139V140H164ZM11 140V139H10ZM63 140V139H61ZM69 140V139H68ZM71 140V139H70ZM69 140V141H70ZM150 140H148V142L145 141V143H149ZM68 141V142H69ZM72 141V140H71ZM138 141V140H137ZM136 141V142H137ZM169 141V142H168ZM175 141L178 142L177 145H173L170 142H174ZM11 142V141H10ZM13 142V141H12ZM141 142V140L139 141ZM13 143H16L15 141ZM133 143V142H132ZM131 143V144H132ZM135 143V142H134ZM71 144V143H70ZM76 144V145H77ZM150 144V143H149ZM170 144V145H169ZM9 145V144H8ZM49 145V144H48ZM66 145V143H65ZM75 145V143H74ZM130 145V144H129ZM128 145V146H129ZM54 146V145H53ZM70 146V145H69ZM138 145L136 144V147ZM140 146V145H139ZM51 147V146H50ZM88 147V148H86ZM14 148V147H13ZM47 148V147H46ZM68 148V147H67ZM67 148L65 150H67ZM141 148V147H140ZM18 149V148H17ZM58 149V148H57ZM70 149V148H69ZM74 149V148H73ZM14 150V149H13ZM53 150V149H52ZM92 150V149H91ZM122 148H115L112 150V152H104L103 155L101 156H96L95 159H93L94 163H97L100 165V163L102 165H107V170H105L106 173L109 174L110 172V167L108 166V161L111 158L112 153H116V154H120ZM187 150V149H186ZM29 151V150H28ZM34 151V150H33ZM61 151V150H60ZM77 151V150H76ZM8 152V151H7ZM13 152V151H12ZM49 152V151H48ZM54 152V151H52ZM63 152V151H62ZM15 153V152H14ZM31 153V152H30ZM33 154V153H32ZM36 154V153H35ZM47 154V153H46ZM50 154V153H49ZM58 154V153H57ZM66 154V153H65ZM68 154V153H67ZM73 154V153H72ZM85 154V155H84ZM10 155V154H9ZM69 155V154H68ZM75 155V154H74ZM78 155V154H77ZM136 155V154H135ZM66 156V155H65ZM73 156V155H71ZM95 156V155H93ZM70 157V156H69ZM77 157V156H76ZM92 157V156H91ZM83 158V157H82ZM94 158V157H92ZM90 158V159H92ZM33 159V158H32ZM41 159V158H40ZM64 159V158H63ZM76 159V158H75ZM187 160L190 161V159H193L191 154H189L188 157H186ZM48 160V159H47ZM80 160V159H79ZM82 160V159H81ZM38 161V160H37ZM193 160H191L192 162ZM85 162V161H84ZM92 162V163H93ZM17 163V161H16ZM74 163V162H73ZM79 163V162H78ZM81 163V162H80ZM90 163V162H89ZM193 163V162H192ZM64 164V163H63ZM86 164L87 160H86ZM195 164V161L194 163ZM14 165V164H13ZM65 165V164H64ZM81 165V164H80ZM19 166L17 164H15V167ZM60 166V165H59ZM63 166V165H62ZM73 166V165H72ZM89 166V165H88ZM93 166V165H92ZM31 167V166H30ZM79 167V166H78ZM85 167V166H84ZM91 167V166H90ZM5 168V167H4ZM12 168V167H11ZM38 168V167H37ZM36 168V169H37ZM48 168V167H47ZM50 168V167H49ZM55 168V167H54ZM71 168V167H70ZM95 168V167H94ZM2 169V168H0ZM10 169V168H9ZM73 169V168H71ZM70 169V170H71ZM88 169V168H87ZM93 169V168H92ZM96 169V168H95ZM2 170H6V169H2ZM0 170V171H2ZM86 170V169H85ZM97 170V169H96ZM11 171V170H9ZM88 171V170H87ZM94 171V170H92ZM59 172V171H57ZM89 172V171H88ZM86 173L87 176H81L80 179V183L82 181H84L85 179H89L94 177V180L96 179L98 181V177L97 176H93V174H89ZM12 173V172H11ZM25 173V172H23ZM39 173V172H38ZM63 173V172H62ZM61 173V174H62ZM92 173V172H91ZM14 174V173H13ZM34 174V173H33ZM43 174V173H42ZM56 174V173H55ZM54 174V175H55ZM82 174V173H81ZM80 174V175H81ZM91 175V177L88 176ZM105 174V173H104ZM119 174V173H118ZM0 175H4L5 174L2 172V174ZM10 175V174H9ZM97 175V174H96ZM102 176V173L100 174ZM12 176V175H11ZM33 176V175H32ZM64 176V175H63ZM66 176V175H65ZM70 176V175H69ZM99 176V174H98ZM109 176V175H108ZM16 177V176H15ZM52 177V176H51ZM72 177V176H71ZM74 177V176H73ZM104 177V176H103ZM106 177V176H105ZM4 178V177H2ZM66 178V177H65ZM75 178V177H74ZM8 178L6 177V180ZM15 179V178H14ZM17 179V177H16ZM35 179V178H34ZM107 179V178H105ZM9 180V179H8ZM24 180V179H23ZM75 180V179H74ZM78 180V181H79ZM0 181H2V179H0ZM35 181V180H34ZM86 181V180H85ZM84 181V182H85ZM100 181V180H99ZM98 181V182H99ZM18 182V181H17ZM22 182V181H20ZM26 182V181H25ZM63 182V181H62ZM90 182V180H89ZM88 182V183H89ZM92 182V181H91ZM105 182V181H104ZM108 182H110V180H108ZM1 183V182H0ZM7 183V181H6ZM9 183V182H8ZM16 183V182H15ZM83 183V182H82ZM94 183V182H93ZM27 184V183H26ZM55 184V183H54ZM96 184V183H95ZM1 185V184H0ZM6 185V184H5ZM78 185V184H77ZM89 185V184H88ZM92 185V184H91ZM109 186V184H107ZM106 185V186H107ZM8 186V185H7ZM22 186V185H21ZM71 186V185H70ZM69 186V187H70ZM90 186V185H89ZM97 186V185H96ZM179 185H173V189L175 190V188L177 189ZM82 187V186H81ZM93 187V186H92ZM117 187H119V182H114L112 183L111 186V193H107V198H105L107 201L109 200L112 204L115 202L114 198L112 199V197L117 196L120 192L118 191ZM29 188V186H28ZM76 188L79 189V186H77ZM76 188L74 190H76ZM95 188V187H94ZM104 188V187H103ZM1 189V188H0ZM77 189V190H78ZM101 189V188H100ZM31 190V189H30ZM73 190V189H72ZM73 190V191H74ZM109 190V188H108ZM32 191V190H31ZM93 191V190H92ZM109 191V192H110ZM172 191V190H171ZM186 191V190H185ZM193 191V190H192ZM198 191V190H197ZM196 191V192H197ZM18 192V191H17ZM79 191H77L78 193ZM180 192V191H179ZM3 193V192H2ZM31 194V192H29ZM72 193V191H71ZM102 193V192H100ZM185 192H183L184 194ZM68 194V193H67ZM178 194V192H177ZM176 194V195H177ZM182 194V195H183ZM188 194V192H187ZM190 194V193H189ZM188 194V195H189ZM196 194V193H195ZM75 195V194H74ZM93 195V194H92ZM13 196V195H12ZM71 196V195H70ZM102 196V194H101ZM192 196V195H191ZM74 198V196H72ZM80 197V196H79ZM119 197V196H118ZM121 197V196H120ZM194 197V196H193ZM196 205L198 204V210L197 213L189 218L187 217H178L176 216L175 219H180V218H184L189 221V229H174V230H169L171 229L172 225L169 223L168 225L166 224V218H168V216L165 215V219L164 216L161 219V217L159 218V223L160 225H157V228H153V226L155 227V225L152 226V228H148V227H144V228H148V229H143V226H148V223H146L147 221L145 219H153L155 218L152 215V211L155 209H152L148 212H141V213H137V215H134L135 217H133L131 219H128L127 221L129 222V220H132L129 227H127L128 229H126V227L124 229H121L120 227L118 228V225L115 224V222L113 221V223L110 225V229L107 230V228L103 229L102 227H94V230L89 231V232H85V231H81L79 232L80 229H78L77 231L73 230L70 231L69 229L66 230H47V231H39L40 233H38V237L40 238V240L38 242H40L41 244H39V249H38V254L39 256H44L46 251L45 250H49L48 248L46 249L44 245L47 246V244H49L48 246L51 247L52 242L55 239H58L59 237H62L59 240H62L64 244L65 241H74V240H78L81 241L82 246L83 243L86 245H91V247H87V248H77V249H72L75 247H72L71 250L72 252H70L71 250L69 249V252L66 249V253L63 252V255L61 257H64L62 260L58 259L59 258V253H57L58 257L56 259L60 260L59 262H40L39 264H167L168 262H216L215 257L214 258H209L207 256L204 255H196L201 254V253H205V249L207 246L206 244V240L209 236H211L210 234L212 233V230H217V233L219 234V230H221L219 227H221L222 229L227 228L228 223L227 220H225V217H227V215L234 213V209L235 207L238 208V206H244L245 203H247V201H249L248 196L243 195L240 189H233L227 186H221L217 191H215L213 194L209 195V197H203L200 195V192H198V196H196ZM14 198V197H13ZM16 198V197H15ZM90 198V197H89ZM101 198V197H100ZM99 198V199H100ZM103 198V197H102ZM185 198V197H184ZM209 198V199H208ZM88 199V198H87ZM91 199V198H90ZM120 199V198H119ZM251 199V198H250ZM12 200V199H11ZM15 200V199H13ZM12 200V201H13ZM114 200V202H112ZM125 200V198H124ZM185 200V199H184ZM206 200H209L210 202L208 203V205H206ZM65 201V200H64ZM101 201V200H100ZM108 201V202H109ZM160 201V200H159ZM162 201V200H161ZM160 201V202H161ZM183 201V200H182ZM24 202V201H23ZM63 202V201H62ZM109 202V203H110ZM124 202V201H123ZM176 202V201H175ZM184 202H188V201H184ZM58 203V202H57ZM60 203V202H59ZM87 203V202H86ZM85 203V204H86ZM90 203V202H88ZM95 203V202H93ZM92 203V204H93ZM125 203V202H124ZM162 203V202H161ZM183 203V202H182ZM75 204V203H74ZM82 204V203H81ZM102 204V203H101ZM115 204V203H114ZM119 204V203H117ZM121 204V203H120ZM159 204V203H158ZM157 204V206H159ZM164 204V202H163ZM169 204V203H168ZM187 206V203H185ZM248 204V203H247ZM19 205V204H18ZM54 205V204H53ZM58 205V204H57ZM67 205V204H66ZM76 205V204H75ZM79 205V204H78ZM96 205V204H95ZM99 205V204H98ZM97 205V206H98ZM123 205V204H122ZM182 205V204H181ZM16 206V205H15ZM84 208H87V206L85 207V205H83ZM94 206V205H93ZM93 206H90L92 208L89 209L90 207H88L87 209H89L88 211H90L89 215H87V218H89V216H91L90 218H96L97 214L99 212H101V208L100 211L98 208H94ZM113 206V205H112ZM115 206V205H114ZM123 206H127L126 204H124ZM166 206V205H165ZM168 206V205H167ZM194 209L193 206V202L191 205ZM252 206V205H251ZM39 207V206H38ZM48 207V206H47ZM121 207V206H120ZM255 207V206H253ZM50 208V207H49ZM48 208V209H49ZM70 208V207H69ZM104 208V207H102ZM130 208L132 210L131 207H127ZM126 209V211H130V209ZM165 208V207H164ZM169 208V206H168ZM252 208V207H251ZM18 209V208H17ZM106 209V208H105ZM119 209V208H118ZM124 208H121V211ZM135 209V208H134ZM185 209V208H184ZM243 209V208H242ZM255 209V208H254ZM19 210V209H18ZM63 210V209H62ZM67 210V209H66ZM108 210V209H107ZM138 209H136L135 211H137ZM156 210V209H155ZM158 210V209H157ZM256 210V209H255ZM261 210V209H260ZM26 211V210H25ZM53 211V210H52ZM59 211V210H58ZM94 211V212H93ZM99 211V212H98ZM114 211V210H112ZM124 211V210H123ZM125 211V212H126ZM1 212V211H0ZM92 212V213H91ZM120 212V211H119ZM132 212H134L132 210ZM159 212V211H158ZM238 212V211H237ZM54 213V212H53ZM84 213V212H83ZM104 213V212H103ZM122 213V212H121ZM255 213V212H254ZM82 214V213H81ZM85 214V213H84ZM83 214V215H84ZM108 214V213H107ZM119 214V213H118ZM127 214V213H125ZM134 214H136V212H134ZM168 214V213H167ZM172 214V213H171ZM227 214V215H226ZM8 215V214H7ZM15 215V214H14ZM13 215V216H14ZM27 215V214H26ZM60 215V214H58ZM66 215V214H65ZM105 215V214H103ZM102 215V216H103ZM242 215V214H241ZM4 216V214H3ZM16 216V215H15ZM19 216V215H18ZM42 216V215H41ZM78 216V215H77ZM81 216V215H80ZM79 216V217H80ZM86 216V215H85ZM121 216V215H120ZM119 216V217H120ZM128 216V217H129ZM236 216V215H235ZM234 216V217H235ZM58 217V216H57ZM84 217V216H83ZM116 217V216H115ZM118 217V216H117ZM123 217H126V215H124ZM121 216V219H126L123 218ZM127 217V218H128ZM173 217V216H172ZM171 217V218H172ZM233 217V216H232ZM86 218V217H85ZM86 218V220H87ZM110 218V217H109ZM236 218V217H235ZM237 218L240 220L241 218H239V216H237ZM6 219V218H5ZM17 219V218H16ZM113 219L115 220V218L113 217ZM112 219V220H113ZM119 218H117L118 220ZM182 219V220H184ZM227 219V218H226ZM15 220V219H14ZM50 220V219H49ZM90 220V219H89ZM93 220V219H92ZM232 220V219H231ZM242 220V219H241ZM240 220V221H241ZM4 221V220H3ZM17 221V220H16ZM59 221V219H58ZM85 221V220H84ZM104 221V220H103ZM116 221V220H115ZM151 221V220H150ZM148 221V222H150ZM212 221H215L217 223V227L215 228H210L209 225ZM229 221V219H228ZM233 221V220H232ZM252 221V220H251ZM8 222V221H7ZM21 222V221H20ZM61 222V221H60ZM63 222V221H62ZM65 222V221H64ZM71 222V221H70ZM74 222V221H73ZM177 222V221H176ZM184 222V221H183ZM187 222V221H185ZM84 223V222H83ZM125 223V222H124ZM153 223V222H152ZM152 223H149V226L152 225ZM246 223V222H245ZM82 224V223H81ZM106 224V223H105ZM127 224V223H126ZM151 224V225H150ZM175 224V223H174ZM183 224V223H182ZM230 224V222H229ZM54 225V224H53ZM52 225V226H53ZM79 225V224H77ZM93 225V224H92ZM104 226V224H101V226ZM121 225H124L121 223ZM181 225V224H180ZM249 225V224H248ZM260 225V224H259ZM63 226V225H62ZM61 226V228H62ZM89 226V225H88ZM95 226V225H94ZM109 226V225H108ZM65 227V226H64ZM80 227V226H79ZM90 227V226H89ZM131 227V228H130ZM142 229H141V228ZM181 227V226H180ZM188 227V226H187ZM229 227V226H228ZM233 227V226H232ZM34 228V227H33ZM66 228V227H65ZM82 228V227H81ZM87 228V226H86ZM109 228V227H108ZM234 228V227H233ZM232 228V229H233ZM255 228V227H254ZM60 229V228H59ZM76 229V228H75ZM241 229V228H240ZM25 230V229H24ZM46 230V229H45ZM225 230V229H224ZM239 230V229H238ZM247 230V228H246ZM245 230V231H246ZM35 231V230H34ZM202 232L205 236L204 240H199L195 237V233L196 232ZM219 231V232H218ZM226 231V230H225ZM244 232V229L242 230ZM262 231V230H261ZM16 232V231H15ZM229 232V231H228ZM3 233V232H2ZM6 233V232H5ZM10 233V232H9ZM22 233V232H21ZM213 233H216L213 232ZM236 233V232H235ZM240 233V232H239ZM221 234V232H220ZM219 234V236H220ZM37 235V234H36ZM35 235V236H36ZM213 235V234H212ZM215 235V234H214ZM263 236V235H262ZM24 237V236H23ZM37 238V239H39ZM71 238V239H70ZM15 239V238H14ZM36 239V238H35ZM229 239V238H228ZM245 239V238H244ZM59 240L57 241L59 244ZM65 240V241H64ZM97 241H99L98 244H96ZM60 241V242H62ZM243 241V239H242ZM37 242V241H36ZM56 241L53 242V244L56 246L57 243L55 244ZM96 242V243H95ZM102 242H108L111 245H104ZM208 242V240H207ZM35 243V242H34ZM66 243V242H65ZM72 243V242H71ZM75 243V242H74ZM78 243V242H77ZM161 243V244H159ZM209 243V242H208ZM244 243V242H242ZM8 244V243H7ZM43 244V246H42ZM59 244V247L60 245ZM80 244V243H79ZM78 244V247H80L81 245ZM166 244V245H163ZM25 245V244H24ZM67 245V244H66ZM65 245V246H66ZM93 245V246H92ZM161 245V246H160ZM163 245V247H162ZM181 246L183 248H181L182 250L179 252L176 247ZM7 246V245H6ZM36 246H38V244H36ZM52 246L53 248H57ZM63 246L62 245V250H63ZM69 244L68 247L65 248H69ZM73 246V245H71ZM165 246V247H164ZM214 246V245H213ZM77 247V244H76ZM4 248V247H3ZM36 248V247H35ZM211 248V247H210ZM6 249V248H5ZM11 249V248H10ZM26 249V248H25ZM180 249V248H179ZM27 250V249H26ZM51 250V248H50ZM49 250L50 254L52 251ZM207 250V249H206ZM11 251V250H10ZM25 251V250H24ZM54 251V250H53ZM94 251L97 254V260L93 261L91 258H94L91 256V254H93ZM12 252V251H11ZM48 252V251H47ZM13 253V252H12ZM15 253V252H14ZM26 253V252H25ZM91 253V254H90ZM11 254V253H10ZM18 253H16L17 255ZM52 254V253H51ZM90 254V257H88ZM95 254V253H94ZM93 254V255H94ZM53 255V254H52ZM13 257V254L11 255ZM48 256V255H47ZM50 256V255H49ZM55 256V255H54ZM66 256V257H65ZM8 257V255H7ZM6 257V258H7ZM11 257V258H12ZM16 257V256H15ZM14 257V258H15ZM36 257V256H35ZM237 257V256H236ZM25 258V257H24ZM44 258V257H43ZM43 258H41L40 260H42ZM46 258V257H45ZM51 258V257H50ZM53 258V257H52ZM77 258V259H76ZM96 258V257H95ZM8 259V258H7ZM6 259V260H7ZM22 259V258H21ZM34 259V258H33ZM55 259V260H56ZM75 259V260H74ZM3 260V259H2ZM11 260V259H10ZM39 260V259H38ZM95 260V259H94ZM25 261V260H24ZM30 261V260H29ZM35 261V259H34ZM44 261V260H43ZM49 261V260H48ZM51 261V260H50ZM75 261V262H73ZM222 261V260H221ZM244 262V261H243ZM261 262V261H260ZM8 263V262H7ZM34 263V262H33ZM184 263V264H186ZM37 264V263H36ZM169 264V263H168Z\"/></svg>",
	"mask_w": 264,
	"mask_h": 264
},
{
	"label": "clouds",
	"instance_id": "9594fccd",
	"mask_svg": "<svg viewBox=\"0 0 264 264\" xmlns=\"http://www.w3.org/2000/svg\"><path fill=\"white\" fill-rule=\"evenodd\" d=\"M89 3L95 10L102 11L100 0H89ZM221 11L220 0H121L102 30L106 35L118 36L128 46L132 51V67L146 83L148 94L159 99L165 95L164 83L146 61V55L151 52L169 59L188 31L191 17L207 18ZM250 32L246 25H237L231 39L244 40ZM255 102L259 105V120L248 118L247 123L227 128L225 140L238 143L239 147L229 144V150L215 162L203 151L189 153L193 142L187 139L180 140L177 151L171 154L160 148L143 156L135 155L134 143L122 147L120 154L112 153L108 161L109 178L119 182V192L127 206L148 212L174 184L182 181L185 190H198L203 197L227 186L240 189L243 195L253 199L264 198V88ZM189 154L195 164L186 159ZM11 163L6 147L0 144V168ZM103 168L101 165L95 174H101ZM209 227L215 228L217 223L212 221ZM195 237L205 239L199 231ZM262 258L261 264H264Z\"/></svg>",
	"mask_w": 264,
	"mask_h": 264
}]
</instances>
